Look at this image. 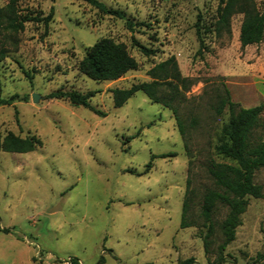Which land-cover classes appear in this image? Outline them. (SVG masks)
I'll return each instance as SVG.
<instances>
[{
  "label": "rangeland",
  "instance_id": "rangeland-1",
  "mask_svg": "<svg viewBox=\"0 0 264 264\" xmlns=\"http://www.w3.org/2000/svg\"><path fill=\"white\" fill-rule=\"evenodd\" d=\"M100 1L147 24L129 28L84 0H18L23 12L50 13L47 26L30 21L0 34V98L17 94L0 105V131L42 140L29 152L0 150V264H73V257L96 264L100 256V264H177L187 257L215 264L227 208L218 205L213 214L206 254L199 212L204 190L213 186L207 163L224 160L214 147L229 113L225 107L216 114L213 106L222 83L240 106L264 102V35L241 46L240 13L231 16L228 31L216 33L218 0ZM253 1L264 8V0ZM104 37L122 43L137 68L114 80L88 77L79 63ZM135 41L155 53L142 54ZM170 55L181 75L193 79L176 102L183 135L171 110L142 91L121 106L110 91L150 80L147 70ZM58 89L96 90L90 103L106 114L47 97ZM254 180L264 195V167ZM186 195L193 224L181 227ZM240 219L220 264H247L258 255L257 264H264V197H249Z\"/></svg>",
  "mask_w": 264,
  "mask_h": 264
},
{
  "label": "trees",
  "instance_id": "trees-1",
  "mask_svg": "<svg viewBox=\"0 0 264 264\" xmlns=\"http://www.w3.org/2000/svg\"><path fill=\"white\" fill-rule=\"evenodd\" d=\"M105 14L123 18L126 25L132 28L135 24L125 17L123 11L107 7L100 0H84ZM242 14L239 28V41L241 46L258 43L264 35V8L259 9L253 0H218L216 7V20L214 30L220 34L222 30H229L230 18L233 14ZM50 13L45 16L33 15L23 12L19 8L18 0H7L0 5V34L3 32L16 33L23 30L26 22L42 21L46 27L50 20ZM199 20L196 21V32L199 35ZM140 52L146 56L153 55L155 49L135 41ZM5 55V47H0V58ZM80 69L91 79L97 81L114 80L125 74L128 70L137 68V61L126 50L122 43H117L104 37L93 43L85 52L79 63ZM150 80L134 82L126 88H112L114 106H121L136 91H142L152 102L160 103L171 110L178 131L184 134V124L179 116L177 101L184 90L193 82V79L182 76L177 60L170 55L164 60L155 63L147 70ZM222 91L218 94L213 110L221 114L228 109V120L222 126L221 134L214 150L224 160L209 159L206 170L213 182L212 187L204 190L200 204L199 217L203 221L205 231L201 233L204 253L209 252L212 237L215 234L216 222L213 218L218 205L227 208L226 215L219 223L221 242L217 245L216 256L212 262L223 263L228 256L224 253L225 247L234 240L236 228L241 223L240 215L245 211L248 198H262V186L255 182L256 170L264 167V102L254 106L243 107L230 97L228 87L222 83ZM96 90L81 92L78 90H54L47 94L48 98L66 99L74 106H84L94 113L104 116L106 112L90 103V98ZM17 94L9 98H0V105L10 104ZM42 145V140L35 134L20 136L7 131H0V150L6 152H29ZM174 153H162L161 156ZM150 162L148 163V167ZM186 185V193L188 190ZM188 197L185 196L181 207V227L191 226L193 223L187 219ZM261 255L247 264H257ZM75 257L73 264H78ZM104 261L100 256L96 264ZM177 264H195L193 257H187Z\"/></svg>",
  "mask_w": 264,
  "mask_h": 264
},
{
  "label": "water",
  "instance_id": "water-1",
  "mask_svg": "<svg viewBox=\"0 0 264 264\" xmlns=\"http://www.w3.org/2000/svg\"><path fill=\"white\" fill-rule=\"evenodd\" d=\"M32 100H33V101H37V95L33 94V95H32Z\"/></svg>",
  "mask_w": 264,
  "mask_h": 264
}]
</instances>
